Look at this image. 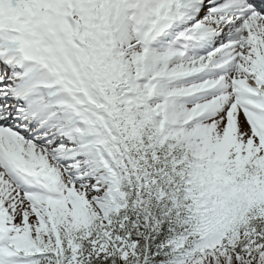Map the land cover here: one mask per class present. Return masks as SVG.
I'll return each mask as SVG.
<instances>
[{"label":"snow or ice","instance_id":"1","mask_svg":"<svg viewBox=\"0 0 264 264\" xmlns=\"http://www.w3.org/2000/svg\"><path fill=\"white\" fill-rule=\"evenodd\" d=\"M0 264H264V0H0Z\"/></svg>","mask_w":264,"mask_h":264}]
</instances>
